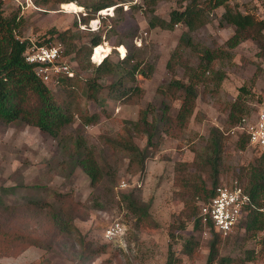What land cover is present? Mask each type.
Here are the masks:
<instances>
[{
	"label": "rangeland",
	"instance_id": "rangeland-1",
	"mask_svg": "<svg viewBox=\"0 0 264 264\" xmlns=\"http://www.w3.org/2000/svg\"><path fill=\"white\" fill-rule=\"evenodd\" d=\"M114 1L120 11H114V7L101 10L106 14L99 11L93 20L81 25L79 18L85 10L75 3L39 8L33 0H0L4 16L18 13L22 18V40L34 44L40 37L48 38L52 29L62 31L72 27L81 38L79 45L87 44L97 34L103 35L104 56L97 58L99 56L94 52L93 57V49L90 55L93 65H98L105 56L112 61L122 59L130 50L135 61L153 68L149 78L136 76L135 85L143 90L138 96L113 99L109 95L108 86L117 83L119 74L99 81L102 89L98 102L87 100L84 89L80 92L82 112L98 114L99 122L82 127L75 116L64 133L72 136L73 141L79 135L99 162L108 166V178L97 187L90 186L88 176L67 159L64 147L49 135L21 122L8 125L0 122V198L15 209L13 213H0V231L23 234L34 243H41L35 246L28 239L29 244L17 248L14 254L0 256V264H207V245L212 237L209 229L194 233L192 222H187L184 230L176 231L171 237L170 226L182 210V204L175 197L173 168L177 162L192 161V147H203L211 128L226 131L224 107L236 98L241 86L245 84L251 92L246 102L247 117L254 118L263 108L264 58L259 55L255 43L249 40L228 50L225 43L233 35V28L220 27L218 17L223 9L214 10L210 22L193 32L192 37L201 45L227 51L223 60L216 63V68L225 74L218 93L215 94L211 86L207 92L199 87L196 109L187 129L178 139L165 137L152 159L145 163V170L134 172L127 168L124 156L105 147L104 138H114L125 126L124 121H136L139 110L147 104L158 108L161 99L156 89L159 86L172 78L186 81L180 67L174 75L166 69L169 56L186 29L182 25L175 26L172 31L149 29L142 0ZM79 3L90 8L93 2L79 0ZM69 4H74L78 10L67 9ZM230 5L240 10L251 7L258 18L264 19V0H233ZM177 8L175 1H159L154 14L168 20L170 12ZM74 21L78 22L77 27L72 26ZM59 64L66 65L73 78L81 81L92 75V69L80 70L71 54L62 55ZM124 83V86L128 85V82ZM47 84L51 91H58L55 79ZM178 107L179 102H175L171 110L173 116ZM241 133L237 128L226 133L229 138L225 141L224 162L229 170L221 174L220 184L238 180L241 168H247L260 155L250 146L244 151L236 150L235 142ZM136 143L143 148L145 139H136ZM124 194H132L134 199L150 204L154 227L137 224L121 198ZM35 200L47 202L50 207L38 210L29 203ZM202 204L197 203L199 211ZM58 209L73 214L72 229L68 232H62L55 224L53 212ZM116 224L122 231L117 238L108 240L105 231ZM190 236L197 237L201 243L194 259L182 252V245ZM262 237L263 234H259L255 240L245 242L243 229L237 227L228 236H222L224 242L220 254L241 259V264H264V251L260 250ZM169 248L173 253L171 262ZM245 249L255 251V261L245 260Z\"/></svg>",
	"mask_w": 264,
	"mask_h": 264
},
{
	"label": "trees",
	"instance_id": "trees-1",
	"mask_svg": "<svg viewBox=\"0 0 264 264\" xmlns=\"http://www.w3.org/2000/svg\"><path fill=\"white\" fill-rule=\"evenodd\" d=\"M89 1L93 2L90 8L81 5L79 0H33L39 8L48 7L51 4H77L85 10L84 15L81 14L79 18L81 25H86L93 20L96 13L101 10L111 7H114V11L121 10L120 7H115L114 0ZM159 1H175L178 4V8L170 12L168 20L154 14ZM231 1L233 0H189L187 2L185 0H142L149 29L172 31L178 25L186 29L166 63V69L171 75H174L180 67L186 81L172 78L168 83L159 86L156 89L161 99L158 108L151 103L147 104L139 110L136 121H124L125 126L114 138H104L105 147L112 153L124 156L129 170L133 169L134 172L141 173L145 170V163L152 159L165 137L180 138L195 112L199 87L203 89V92H207L211 86L215 94L218 93L225 74L216 68V63L223 60L227 51L223 48L201 45L192 37L193 32L210 22V15L214 10L223 9L218 17L220 27L233 28V35L225 43L228 50L249 40L255 43L259 49V55L264 58V19L258 18L251 7L240 10L230 5ZM1 5L0 3V122L4 125L21 122L37 127L64 147L67 159L88 176L91 187L101 185L108 178L109 173L106 169L108 166L99 162L94 151L83 138L77 135L73 141L72 136L64 133V130L74 122L75 116L82 127L96 125L99 122L98 114L82 112L79 102L80 92L84 89L87 100L98 102L102 89L99 81L119 74L117 83L108 86L109 95L113 99L138 96L143 90L135 85L136 76L149 78L153 70L152 66H142V63L135 61L130 50H127L122 59L112 61L106 56L95 66L90 61V55L95 47L101 45L103 35L97 34L91 37L87 44L79 45L81 38L72 27L62 31L52 29L48 32V38L40 37L34 44L29 40H22V18L18 16V13L9 17L4 16ZM72 26L77 27L78 22L74 21ZM58 42L64 48L62 55L71 54L78 68L83 71L92 69V75L81 81L60 74L53 78L58 84V91L53 92L48 84L36 75L34 65L26 62L25 55L33 46H49ZM124 82H128V85L124 86ZM250 93L245 84L241 86L236 98L225 104L226 131L217 127L211 128L203 147L199 149L192 147L194 154L192 161L177 162L173 168L175 197L182 204V210L179 215H176V222L173 221L170 226L171 237H174L173 234L176 231L184 230L187 222H192L194 233L201 232L204 228L209 229L212 237L207 245V264H241L243 262L241 259L221 256L224 239L214 232L210 223H202L197 203L209 202L220 184L221 174L229 170L224 162L225 141L229 138L226 133L242 125L249 115L246 102ZM175 102H179V107L173 116L171 110ZM136 139H145V146L140 148ZM69 143L70 146L67 145ZM247 146H249L248 137L240 134L235 142L236 150L244 151ZM255 151L259 152L257 149ZM259 154L247 168H241L237 177L240 179H238L240 184H244L242 187L255 206V209L247 212L246 217L237 227L243 229L245 242L253 241L259 234H263L260 239L262 252L264 251V153L259 152ZM121 198L127 203V208L138 225L155 226L150 215L149 203L134 199L132 194H124ZM57 201L59 202L60 199ZM29 203L38 210L50 207L47 202L40 200L29 201ZM2 212L13 213L15 209L6 205L0 198V213ZM53 216L55 224L60 226L62 232L72 229L70 222L73 214H65L62 209H58L53 212ZM28 239L23 234L11 235L0 231V256L14 254L17 248L29 244ZM40 244L35 242L33 245ZM200 244V239L190 236L182 245L183 254L189 259H194ZM243 252L246 261H255L257 258L254 250L245 249ZM172 259L173 253L169 248V261L171 262Z\"/></svg>",
	"mask_w": 264,
	"mask_h": 264
},
{
	"label": "built area",
	"instance_id": "built-area-1",
	"mask_svg": "<svg viewBox=\"0 0 264 264\" xmlns=\"http://www.w3.org/2000/svg\"><path fill=\"white\" fill-rule=\"evenodd\" d=\"M62 53L61 43L33 46L26 53L25 60L34 65L36 75L47 83L60 74L73 77L66 65L59 64ZM55 81L57 82L56 79ZM259 110L254 118H245L243 124L236 128L241 129V134L248 137V145L252 149L264 153V106ZM250 209H255L251 198L240 182L232 179L216 187L215 194L209 202L200 206L199 216L202 223H210L215 233L225 237L233 232ZM120 231L122 230L116 224L105 231V237L113 240L119 236Z\"/></svg>",
	"mask_w": 264,
	"mask_h": 264
},
{
	"label": "bare ground",
	"instance_id": "bare-ground-1",
	"mask_svg": "<svg viewBox=\"0 0 264 264\" xmlns=\"http://www.w3.org/2000/svg\"><path fill=\"white\" fill-rule=\"evenodd\" d=\"M67 9L72 10V11H77V7L74 4H69V6H66ZM107 12V10H106ZM105 11H101V14H104ZM106 14V13H105ZM105 48L101 45H99L98 47H95L93 50V57H94V52L97 56V58H102L104 56L103 52H104ZM94 59V58H93ZM102 60V59H101Z\"/></svg>",
	"mask_w": 264,
	"mask_h": 264
},
{
	"label": "clouds",
	"instance_id": "clouds-1",
	"mask_svg": "<svg viewBox=\"0 0 264 264\" xmlns=\"http://www.w3.org/2000/svg\"><path fill=\"white\" fill-rule=\"evenodd\" d=\"M105 57H106V56H105ZM105 57H104V58H105ZM104 58H103V59H104ZM103 59H102V60H103ZM102 60H101V61H102ZM101 61H100V63H101Z\"/></svg>",
	"mask_w": 264,
	"mask_h": 264
}]
</instances>
